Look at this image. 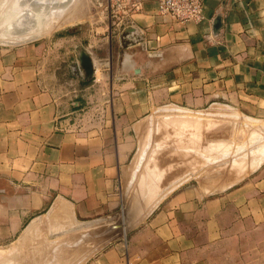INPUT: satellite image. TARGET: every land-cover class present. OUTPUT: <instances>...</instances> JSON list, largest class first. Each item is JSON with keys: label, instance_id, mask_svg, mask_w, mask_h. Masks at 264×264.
<instances>
[{"label": "crops", "instance_id": "1", "mask_svg": "<svg viewBox=\"0 0 264 264\" xmlns=\"http://www.w3.org/2000/svg\"><path fill=\"white\" fill-rule=\"evenodd\" d=\"M130 2L139 9L120 11L115 25L93 4L71 26H80L79 35L66 28L0 44V244L26 246L27 232L52 218L57 203L71 206L84 233L112 232L136 137L157 107L264 112V0H203L202 20L186 24L159 16L154 0ZM79 48L92 60L90 82L77 65ZM263 162L211 196L176 188L131 234L127 260L120 244L103 250L105 243L82 264H186L190 256L199 264L202 254L212 264L217 250L236 263L263 264Z\"/></svg>", "mask_w": 264, "mask_h": 264}, {"label": "rangeland", "instance_id": "2", "mask_svg": "<svg viewBox=\"0 0 264 264\" xmlns=\"http://www.w3.org/2000/svg\"><path fill=\"white\" fill-rule=\"evenodd\" d=\"M12 1L0 0V38L2 39H11L10 30H12L14 36L22 40L37 38L54 30L64 32L66 28H70L66 33L71 34L74 32L79 35L81 32L80 26H76L77 28L72 27V29L71 26H75L76 22L82 24V17L95 10L90 7L95 6L93 5L95 4L94 0H74L69 8L67 7V1L57 7L54 3L45 5L43 0H36L37 3L33 4H25L23 0H15L10 9L9 6ZM86 1L87 3H85ZM6 24L8 25V31L5 27ZM0 43L6 44L8 42L0 40ZM20 44H23V42L19 44L9 42L7 45L18 46ZM95 116L98 117V113L90 114L92 121H96ZM263 133L264 112L252 114L231 106L212 105L200 112L191 113L185 110H171L167 106H159L147 118L136 137V148L130 157L128 176L122 182L120 188V206L109 217L111 220L108 218L103 219V221L109 220L108 222L111 224H119L117 229L112 232H105L103 236L96 235L103 230L101 227H97L89 233H84L81 229H83L82 224L85 225V223L75 219L70 207L73 217L71 220L67 221L64 216L62 218V215H59L56 222L50 219V223L46 216L43 217L38 229L41 232H34L32 236L34 239H29L30 241L28 240L25 243L26 246L18 249L17 239L11 243L0 244V264H40L41 261L43 262L41 264H50L55 259L57 261L55 260L53 264H68L70 261L69 264H79L81 260L80 263L82 264L93 249L105 243L103 250L114 243L120 244V258L124 262L128 258L129 237L141 227V224L151 214L153 210L151 208L163 196L170 195L173 190L181 186H191L205 196H211L230 187L233 183L241 181L252 172L247 167L252 166L256 161L264 160V151L258 153L264 150ZM260 144L263 146L261 150L258 147ZM256 153L258 156H256ZM238 164L243 168L241 167V170L238 168L240 173L236 174L238 169L236 170L234 167ZM77 228L80 229L77 230ZM67 229L73 231L65 232L64 230ZM52 230L56 233H51ZM57 232H61V234ZM73 237H75L73 241H68ZM59 239H65L62 241L66 242H59ZM85 240L92 242L89 244L92 246L88 245L90 247L88 251L81 255L80 249L83 251V248L86 247ZM252 240H255V236ZM35 250L40 253L35 252ZM10 251H13L14 254L11 252V255ZM218 251L217 253L212 252V264H241V262L244 264L243 260L238 259L236 263L229 258L226 259ZM257 252V249H250L249 256L251 257ZM36 253L41 259L36 258ZM74 254H78L77 259ZM85 254L87 257L84 256ZM15 255L16 257H14ZM82 256H84V259L81 258ZM65 257H67L68 262H66ZM71 257L73 258L71 259ZM197 257H201V261L197 263H209L207 256L202 254L197 255ZM38 258L41 260H39V263L36 260ZM192 258V256L188 257L185 260L186 264H193L194 258ZM258 259L261 260L262 257H258ZM77 260L80 261L76 262ZM262 263L264 264V262ZM253 264H258L256 259Z\"/></svg>", "mask_w": 264, "mask_h": 264}, {"label": "built area", "instance_id": "3", "mask_svg": "<svg viewBox=\"0 0 264 264\" xmlns=\"http://www.w3.org/2000/svg\"><path fill=\"white\" fill-rule=\"evenodd\" d=\"M157 14L161 17H168L175 22L186 24L199 22L203 18V0H154ZM99 8H105L112 25L119 21L118 15L129 7L139 9V3H132L130 0H95ZM97 114V113H95ZM98 119L97 116L94 117Z\"/></svg>", "mask_w": 264, "mask_h": 264}, {"label": "water", "instance_id": "4", "mask_svg": "<svg viewBox=\"0 0 264 264\" xmlns=\"http://www.w3.org/2000/svg\"><path fill=\"white\" fill-rule=\"evenodd\" d=\"M14 1L15 0H13L12 4L9 6L10 9L12 8ZM65 1H67V5H68L67 7L69 8L71 6V3L74 0H46V1L43 0V3L45 5H47L48 3L49 4L54 3V5L59 7ZM23 3H25V4L32 3L33 4V3H37V2H36V0H23ZM5 23H8V22H5ZM5 27H6V30L8 31L9 29H8V25L7 24L5 25ZM220 28H221V17L219 15H217L215 17V19L213 20V22H212V33H213V35H215ZM13 29H15V28H13ZM125 33L128 34V35L129 34H136V30L134 28H128V29L125 30ZM5 34H7V33H5ZM13 34L14 33L12 32V30H10L11 39H8V38L2 39V38H0V40L2 42H8V43L11 42L13 44H19L21 42H23V44H24V43H27L29 41V40H22L19 37L14 36ZM138 40L139 39H136V40H134V42L138 41ZM8 43H6V45ZM0 44H4V43H0ZM77 60H78L79 69L82 71L85 80L86 81L92 80V78L94 76V70H93V67H92V61H91L90 57L88 56V54L84 50L79 49L78 52H77ZM118 227H119V224H115V225L111 226L110 229L111 230H115Z\"/></svg>", "mask_w": 264, "mask_h": 264}, {"label": "bare ground", "instance_id": "5", "mask_svg": "<svg viewBox=\"0 0 264 264\" xmlns=\"http://www.w3.org/2000/svg\"><path fill=\"white\" fill-rule=\"evenodd\" d=\"M68 18H69V17H68ZM261 133H262V132H261ZM261 135H262V134H261ZM263 135H264V133H263ZM263 135H262V136H263ZM252 142H253V141H252ZM249 143H250V142H249ZM255 143H257V142H255ZM263 146H264V144H263ZM263 146H261V144H260V146H258V147H259V149L261 150ZM239 147L241 148V146H239ZM240 148H238V149L241 151L242 148H241V149H240ZM263 148H264V147H263ZM236 149H237V148H236ZM263 151H264V150H262L261 152H258V153H263ZM256 154H257V153H256ZM254 155H255V154H254ZM263 155H264V154H263ZM256 156H258V154H257ZM261 157H262V154H261ZM255 159H256V158H255ZM262 161H263V159H262ZM260 162H261V161H256V162H254V164H253V165L251 164L252 166L247 167V169H249V168H250V169H253L254 167H257V165H258ZM240 164H241V163H240ZM240 164L236 165L234 168H235L236 170H237L238 168H240V170H241V167H242V166H241ZM237 166H238V167H237ZM243 166H244V165H243ZM236 167H237V168H236ZM242 168H243V167H242ZM238 170H239V169H238ZM238 170H237L236 174H237L238 172L240 173V170H239V171H238ZM244 170H245V169H244ZM244 170H243V171H244ZM241 172H242V171H241ZM239 173H238V174H239ZM242 173H243V172H242ZM244 173H245V172H244ZM244 175H245V174H244ZM238 178H239V177H238ZM209 181H210V180H209ZM210 183H211V182H210ZM201 184H203V183H201ZM201 186H202V185H201ZM205 192H206V191H205ZM56 203H57V202H56ZM57 204H58V205H56V207H54V209H53L54 212H53V214H52L51 216H53V215L56 216V215H58V213H59V214L62 213V218H63V216H64V219H67V221H68V220H71V219L73 218V217H71V216H72V215H71V211H70V210H71V209H70L71 206H70V205H67V204H65V203H60V204L57 203ZM152 206H153V205H152ZM63 208H64V210H63ZM50 214H51V213H50ZM60 215H61V214H60ZM49 216H50V215H49ZM54 216H53L52 218H55V219H56V217H54ZM58 216H59V215H58ZM65 217H66V218H65ZM52 218H49V217H48L47 219L49 220V219H52ZM55 219H53V220H55ZM63 221H64V220H63ZM65 221H66V220H65ZM70 222H71V221H70ZM72 222L74 223L73 220H72ZM37 223H38V222H37ZM50 223H51V220H50ZM62 223H63V222H62ZM78 223H79V222H78ZM53 224H54V223H53ZM67 224L69 225V222H68ZM70 224H71V223H70ZM32 225H33V224H32ZM32 225H31V226H32ZM34 225H35V224H34ZM34 225H33V226H34ZM65 225H66V224H65ZM37 226H38V225H37ZM37 226H35V227H37ZM71 226H72V224H71ZM79 226H80V225H79ZM82 226H83V224H82ZM35 227H32V228H35ZM80 227H81V226H80ZM30 228H31V227H30ZM32 228H31V229H32ZM39 228H40V227H39ZM35 229H36V228H35ZM37 229H38V227H37ZM32 230H33V229H32ZM29 231H30V229H29ZM25 232H26V231H25ZM31 232H32V231H31ZM38 232H41V230H39ZM38 232H37V233H38ZM33 233H34V232H32V233H28V232H27L26 236H28V237L31 236V235L33 236V235H34ZM78 233H79V232H78ZM24 234H25V233H24ZM24 234H23L22 236H24ZM35 235H37V234H35ZM85 235H89V234H85ZM32 236H31V237H32ZM37 236H38V235H37ZM28 237H27V238H28ZM32 239H34V237H32ZM74 239H75V237L69 239L68 241H73ZM62 240H65V239H61V240L59 239V242H64V243L66 242V241H62ZM22 241H23V240H22ZM29 241H30V240H29ZM34 241H35V240H34ZM55 241H56V240H55ZM55 241H54V243H55ZM27 242H28V241H27ZM56 242H57V241H56ZM21 243H22V244H21ZM52 243H53V242H52ZM57 243H58V242H57ZM57 243H55V244H57ZM17 244H18V243H17ZM55 244H54V245H55ZM45 245H46V243H45ZM51 245H52V244H51ZM17 246H18V249H19V247H24V242H19V244H18ZM37 247H38V246H37ZM41 247H42V246H41ZM43 247H44V246H43ZM45 247H46V246H45ZM49 247H50V245H49ZM87 247H88V246H87ZM87 247H84V248H83V251H81V249H80V254H81V255L88 251V248H87ZM50 248H51V247H50ZM61 248L63 249V247H61ZM64 248H67V247H64ZM89 248H90V247H89ZM15 249H17V248H15ZM15 249H14V250H15ZM18 249H17V251H18ZM38 249H41V248H38ZM42 249H44V248H42ZM47 249H48V244H47ZM84 249H87V250H84ZM36 250H37V249H36ZM36 250H35V252H37ZM45 250H46V248H45ZM63 250H64V249H63ZM33 251H34V250H33ZM47 251L49 252V250H47ZM51 251H52V250H51ZM70 251H71V250H70ZM11 252L13 253V251H10V253H11ZM15 252H16V250L14 251V253H15ZM42 252H43V251H42ZM48 252H47V253H48ZM74 252H78V251H74ZM12 253H11V255H12ZM14 253H13V254H14ZM37 253H40V252H37ZM37 253H36V255H37ZM51 253H52V252H51ZM59 253H61V252H59ZM70 253H73V252H70ZM70 253H69V254H70ZM88 253H89V252H88ZM15 254H16V253H15ZM17 254H18V253H17ZM41 254H42V253H41ZM49 254H50V253H49ZM61 254H62V253H61ZM64 254H65V253H64ZM69 254H68V255H69ZM86 254H87V253H86ZM86 254L84 255L85 257H87ZM7 255H9V254L7 253ZM43 255H44V254H43ZM55 255H56V254H55ZM57 255H58V254H57ZM66 255H67V254H66ZM72 255H73V254H72ZM72 255H70V256H72ZM74 255H76V254H74ZM77 255H78V254H77ZM77 255H76V259L78 258ZM9 256H10V255H9ZM17 256H18V255H17ZM22 256H23V255H22ZM62 256H63V254H62ZM84 256H82L81 258L84 259V258H83ZM14 257H16V255H15ZM31 257H32V256H31ZM37 257H39V256L37 255L36 258H37ZM45 257H46V256H45ZM57 257H58V256H57ZM57 257H55V258H57ZM18 258H19V257H18ZM23 258H24V257H23ZM29 258H30V257H29ZM39 258L41 259V257H39ZM39 258L36 259V260H38V261H37L38 263H39V260H40ZM60 258H61V257H60ZM63 258H64V257H63ZM66 258H67V257H65V260H66V262H68ZM72 258H73V257H71V259H72ZM74 258H75V257H74ZM81 258H80V259H81ZM3 259H4V258H3ZM15 259H16V258H15ZM19 259H20V258H19ZM21 259H22V258H21ZM24 259H25V258H24ZM46 259H47V258H46ZM68 259H69V258H68ZM5 260H6V259H5ZM32 260H33V258H32ZM36 260H35V262H36ZM42 260H43V259H42ZM47 260H48V259H47ZM55 260H56V259H55ZM55 260H54V261L52 260V261L55 262ZM59 260H60V259H59ZM63 260H64V259H63ZM30 261H31V258H30ZM40 261H41V260H40ZM56 261H57V260H56ZM73 261H75V260L73 259ZM78 261H80V260H77L76 262H78ZM81 261H82V260H81ZM81 261H80V262H81ZM32 262H34V261H32ZM53 262L50 263V264H53ZM60 262H61V261H60ZM70 262H71V261H70ZM70 262H68V264H69ZM76 262H75V263H76ZM80 262H79V264H81ZM41 263H43V262L41 261ZM41 263H40V264H41ZM45 263H46V262H45ZM62 263H64V262L62 261ZM7 264H9V263H7ZM33 264H35V263H33ZM64 264H65V263H64Z\"/></svg>", "mask_w": 264, "mask_h": 264}]
</instances>
